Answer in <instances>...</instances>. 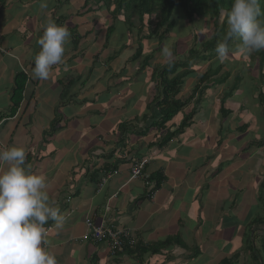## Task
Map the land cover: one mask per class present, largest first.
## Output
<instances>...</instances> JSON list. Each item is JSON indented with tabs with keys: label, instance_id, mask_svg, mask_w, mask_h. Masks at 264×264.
<instances>
[{
	"label": "crops",
	"instance_id": "0c3cea01",
	"mask_svg": "<svg viewBox=\"0 0 264 264\" xmlns=\"http://www.w3.org/2000/svg\"><path fill=\"white\" fill-rule=\"evenodd\" d=\"M41 2L0 0V148H24L26 165L47 177L50 200L69 214L63 229L45 225L58 264H257L261 58L225 59L195 95L214 61L193 62L199 74L187 76L177 96L188 104L161 128L154 72L167 60L158 42L143 40L134 58L136 31L114 24L107 10L84 11L85 0H46V9ZM49 20L71 37L62 63L39 80L32 70ZM18 74L27 81L15 108ZM136 162L143 163L138 178L131 175ZM108 172L115 174L99 188ZM88 219L130 230L140 248L113 255L108 243L90 240Z\"/></svg>",
	"mask_w": 264,
	"mask_h": 264
},
{
	"label": "clouds",
	"instance_id": "9594fccd",
	"mask_svg": "<svg viewBox=\"0 0 264 264\" xmlns=\"http://www.w3.org/2000/svg\"><path fill=\"white\" fill-rule=\"evenodd\" d=\"M40 6L46 9V0ZM260 15V0H233L230 10L222 13L227 37L240 42L239 54L264 50V23ZM70 37L66 26L52 20L46 22L38 41L41 50L34 58L35 79H49L53 67L62 63ZM215 51L217 59L223 62L230 54L227 41L219 42ZM161 55L169 62L175 58L168 44ZM26 159L22 147L0 148V264H58L47 247L45 225L53 221L55 229H63L69 214L61 213L55 201L50 200L47 177L33 172Z\"/></svg>",
	"mask_w": 264,
	"mask_h": 264
},
{
	"label": "trees",
	"instance_id": "16d2710c",
	"mask_svg": "<svg viewBox=\"0 0 264 264\" xmlns=\"http://www.w3.org/2000/svg\"><path fill=\"white\" fill-rule=\"evenodd\" d=\"M232 3L233 0H85L83 10L98 13L102 9H105L114 24L125 23L129 28L131 36L136 31L138 48L134 58H139L143 54V40L155 39L158 42V50H161L165 44L170 42L169 35L174 31L176 25L173 19L175 9L179 8L186 15V25H188L187 22L193 25L197 21L210 20L214 29V35L211 40L196 44L194 49L189 50L188 56L185 58V51H179L177 45H175L172 50L175 57L174 60L171 62L167 61L163 67L157 68L154 72L159 96L153 102L156 103L159 109V114L161 115L160 127L162 128L188 104V102L179 101L177 96L185 86L186 82H184V79L187 76H197L199 74V71L193 70V62L199 61L205 63L212 61L217 57L215 51L217 44L225 40L227 41L230 54L236 52L233 50L234 43L239 42V40L227 37L225 19L220 24L222 13L230 10ZM260 8L261 15L259 19L264 23V0H260ZM113 27L108 29L107 42L114 30ZM151 28L152 31H149L146 36H142L145 29L151 30ZM255 56L261 58L260 68H262L264 50L255 52ZM222 69L223 64L221 61L218 60L212 63L209 70L201 76L199 84L195 86L194 95L198 90L202 89L204 83L209 82L212 76L218 74ZM26 81L24 74H18L13 95L15 108L22 101ZM185 127L186 124L181 127V130ZM52 131L54 133V130ZM260 224H264V222H260ZM260 232L261 234L254 238L256 240L259 239L260 242L257 264H264V230H260ZM162 245H172V241H168ZM139 248L140 246H136L132 250L127 249L126 252H134Z\"/></svg>",
	"mask_w": 264,
	"mask_h": 264
},
{
	"label": "rangeland",
	"instance_id": "374dc122",
	"mask_svg": "<svg viewBox=\"0 0 264 264\" xmlns=\"http://www.w3.org/2000/svg\"><path fill=\"white\" fill-rule=\"evenodd\" d=\"M185 18L186 15L179 8L175 9V11L173 12V19L175 20L176 25L174 31L169 35L170 42L168 43V45H170L172 50L174 49V46L177 45L179 51H185L184 58L188 56L189 50L192 48L194 49L196 44L198 45L203 41H209L213 38L214 35V29L209 19L203 20L202 22L197 21L193 25H190V23L187 22L188 25H186L185 21L187 19ZM223 20L224 19L222 18L221 15L220 24L223 22ZM149 31H152V28ZM147 33L148 31L143 32V34H147ZM152 42H155V39H153ZM239 46H240V42L234 43L233 50L236 52L229 54L226 60H233L236 56H240V55L247 56V55L239 54L237 52ZM152 48L153 46L150 45L147 48V50L151 51ZM252 54L255 55V52H253ZM212 61L214 62L218 61L217 57L214 58ZM197 63H201V62L197 61ZM239 76L242 78L241 73H239Z\"/></svg>",
	"mask_w": 264,
	"mask_h": 264
},
{
	"label": "built area",
	"instance_id": "2783aa9c",
	"mask_svg": "<svg viewBox=\"0 0 264 264\" xmlns=\"http://www.w3.org/2000/svg\"><path fill=\"white\" fill-rule=\"evenodd\" d=\"M0 51L3 52L1 49ZM142 168L143 163H134L131 170L132 177H141ZM114 174L115 172L106 173L99 182V188H102L105 182ZM86 225L89 229L90 240L94 243H108L113 255L117 253H125L127 249H134L137 245L136 239L132 235V232L130 230L106 226L103 224V222L100 224H96L91 219H88L86 221Z\"/></svg>",
	"mask_w": 264,
	"mask_h": 264
}]
</instances>
